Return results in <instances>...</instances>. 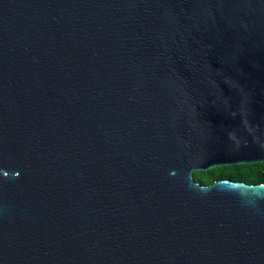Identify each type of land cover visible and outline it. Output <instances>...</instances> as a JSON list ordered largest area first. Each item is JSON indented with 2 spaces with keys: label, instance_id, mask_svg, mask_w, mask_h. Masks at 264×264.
<instances>
[{
  "label": "water",
  "instance_id": "1",
  "mask_svg": "<svg viewBox=\"0 0 264 264\" xmlns=\"http://www.w3.org/2000/svg\"><path fill=\"white\" fill-rule=\"evenodd\" d=\"M264 0H0V264H264Z\"/></svg>",
  "mask_w": 264,
  "mask_h": 264
},
{
  "label": "trees",
  "instance_id": "2",
  "mask_svg": "<svg viewBox=\"0 0 264 264\" xmlns=\"http://www.w3.org/2000/svg\"><path fill=\"white\" fill-rule=\"evenodd\" d=\"M193 177L200 184H209L220 179L243 181L249 184L264 183V162L222 166L207 171H196L193 173Z\"/></svg>",
  "mask_w": 264,
  "mask_h": 264
}]
</instances>
